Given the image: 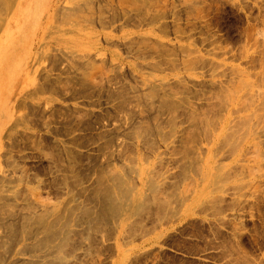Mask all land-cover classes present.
Instances as JSON below:
<instances>
[{
    "label": "rangeland",
    "instance_id": "obj_1",
    "mask_svg": "<svg viewBox=\"0 0 264 264\" xmlns=\"http://www.w3.org/2000/svg\"><path fill=\"white\" fill-rule=\"evenodd\" d=\"M17 2L0 0V32ZM43 13L50 28L24 42L25 61L0 79V175L13 160L32 176L38 165L47 168L42 199L58 202L62 235L74 244L65 239L62 264H264V0H49ZM21 44L9 46L8 59ZM202 191L193 215L182 218L188 196Z\"/></svg>",
    "mask_w": 264,
    "mask_h": 264
},
{
    "label": "bare ground",
    "instance_id": "obj_2",
    "mask_svg": "<svg viewBox=\"0 0 264 264\" xmlns=\"http://www.w3.org/2000/svg\"><path fill=\"white\" fill-rule=\"evenodd\" d=\"M18 2H17V4L15 5V7L13 8V10H11L10 9V16H9V18H8V20H7V23H6V26L3 28V30L0 32V41L1 40H3V43L1 44L2 45V47L0 48V79L2 80V81H4V80H7V78H10L11 79V77H12V75H13V73H15L16 72V70H17V68H18V65H20L22 62H24L25 61V58H26V56L28 55V51H27V48H25V43L24 42H26L27 40H28V38L30 39L32 36H34V35H36V32L37 31H45V30H47V28H50V26H51V24H52V22H51V20L49 21V22H44V17H43V9H44V5H45V3L46 2H49V0H17ZM30 1H33V7L31 8V9H28V3L30 2ZM136 1V0H135ZM10 2V1H9ZM10 5H12V4H10ZM4 7V11H5V9L9 12V9H8V7H7V5H6V8H5V5H3ZM9 8H12V6H9ZM116 10V9H115ZM5 12V13H7L8 14V12ZM12 11V12H11ZM5 13L3 14V12L1 13V16H2V14H3V17H5ZM115 13H117V18H115V23H117V22H121V18H119L118 19V15L120 14V12H118V10L117 11H115ZM114 13V14H115ZM6 14V15H7ZM113 14V15H114ZM123 14H124V11H123ZM121 16L120 17H122V14H120ZM4 19H7V18H3V20ZM124 20V19H123ZM5 21V20H4ZM4 23V22H3ZM3 23H0V25L2 24L3 25ZM100 23H101V27H102V29H105L106 28V23H104V20H102V22L100 21ZM44 24H45V26H44ZM110 24V23H109ZM109 24H107V26L109 25ZM122 27V26H121ZM119 29H121V28H119ZM118 32V31H117ZM103 34V36H104V38L102 39V40H104V42H106V40H109V37H110V34H107V33H102ZM32 38H34V37H32ZM121 38V37H120ZM100 40V39H99ZM111 40V39H110ZM136 40V39H135ZM15 41H18V43H22L23 42V44H21V48H20V45H18L16 48H18V50H16V51H11L10 52V56H9V59H8V48H9V46H11V45H13L14 43H15ZM131 41H133V39L131 40ZM137 41V40H136ZM135 41V42H136ZM108 42V41H107ZM128 43V42H127ZM129 44V43H128ZM135 44V43H134ZM129 45H131V43L129 44ZM134 46V45H133ZM139 46H141L140 44H139ZM12 47V46H11ZM142 48V47H141ZM144 48H146V47H143L142 49H144ZM131 49V48H130ZM133 49V48H132ZM136 49H137V47H136ZM141 49V50H142ZM139 50V49H138ZM137 50V51H138ZM144 51H145V49H144ZM155 51H156V49H155ZM158 51V50H157ZM159 51L161 52V51H163V50H161V49H159ZM140 52V51H139ZM167 52V51H166ZM99 53H101V52H99ZM156 53V52H155ZM154 53V54H155ZM158 53V52H157ZM163 53H165V50H164V52ZM88 54V53H87ZM86 54V55H87ZM102 54V53H101ZM159 54V53H158ZM157 54V55H158ZM161 54V53H160ZM160 54L158 55V56H160ZM167 54V53H166ZM140 55H141V53H140ZM144 54H142V56H143ZM147 55V54H146ZM153 55V54H152ZM151 55V56H152ZM170 55V54H169ZM6 56H7V59L6 60H4L5 58H6ZM97 56H100V55H98L97 54ZM102 56V55H101ZM100 56V57H101ZM105 56V55H104ZM141 56V57H142ZM150 56V55H149ZM157 56V57H158ZM165 55H163V57H162V55H161V60H164L163 58H165L164 57ZM81 57V56H80ZM140 57V58H141ZM167 57V56H166ZM39 58V57H38ZM81 58H83V57H81ZM86 58V57H85ZM84 58V59H85ZM143 58V57H142ZM149 58V57H148ZM153 58V57H152ZM174 58V57H173ZM172 58V59H173ZM147 59V58H146ZM158 59H160V57L158 58ZM167 59V62L170 64V63H172V61L171 62H169L168 61V57L167 58H165V60ZM80 60V59H79ZM89 60H90V58H89ZM89 60H88V62H89ZM164 60V61H165ZM156 61V60H155ZM160 61V60H159ZM80 62H82V61H80ZM85 62H86V60H85ZM90 62H92V60L90 61ZM161 62V61H160ZM159 62V63H160ZM166 62V61H165ZM84 63V62H83ZM175 63V62H174ZM156 64H157V61H156ZM162 64V63H161ZM159 65V67L160 66H162V65ZM164 64V63H163ZM165 64H167V63H165ZM23 65V64H22ZM168 65V64H167ZM166 65V66H167ZM175 65V64H174ZM173 65V66H174ZM84 66H85V64H84ZM88 65H86V67H87ZM92 66H93V64H92ZM170 67V66H169ZM167 68H168V66H167ZM171 68V67H170ZM53 69V68H52ZM87 69H88V67H87ZM157 69H158V67H157ZM160 69V68H159ZM158 69V70H159ZM162 69V68H161ZM55 71L57 70V69H54ZM61 70H63L64 71V69L63 68H61ZM60 70V71H61ZM58 71H59V69H58ZM59 71V72H60ZM63 71H61L60 73H62ZM162 71V70H161ZM80 72V71H79ZM83 72V71H82ZM105 72V71H104ZM103 72V73H104ZM66 73V72H65ZM64 73V74H65ZM75 74H76V72H74ZM85 73V72H84ZM67 74V73H66ZM72 74V73H71ZM70 74V75H71ZM74 75V74H73ZM77 75V74H76ZM71 76L73 79H74V77H77V76H80L79 74L77 75V76ZM53 76V75H52ZM85 76H86V73H85ZM83 77V76H82ZM115 77V76H114ZM121 77V76H120ZM53 79H55V80H57L56 78H54V77H52ZM68 78V77H67ZM66 78V79H67ZM118 78L119 77H117V80H118ZM107 79V78H106ZM108 79L110 80L111 79V77H108ZM116 79V78H115ZM119 79H122V78H119ZM48 80V79H47ZM50 80V79H49ZM49 80L47 81V82H49ZM70 80V79H69ZM68 80V81H69ZM75 80H77L78 81V78H76ZM89 80V79H88ZM104 80H105V78H104ZM112 80H114V79H112ZM116 80V81H117ZM52 80H50V82H51ZM90 81V80H89ZM88 81V82H89ZM106 81H108V80H106ZM119 81V80H118ZM121 81H123V80H121ZM49 82V83H50ZM58 82V84H61L62 83V81H61V83H59V80L57 81ZM70 82H73V80H70ZM70 82L69 83H67V84H70ZM74 83H76V81H74ZM17 84V83H16ZM81 85V84H83V83H79V81H78V83H77V85ZM105 84V83H104ZM107 84H109L108 82H107ZM117 84H119V83H117ZM116 84V85H117ZM122 84V83H121ZM124 84V83H123ZM122 84V85H123ZM49 85V84H48ZM52 85V84H51ZM55 85V84H54ZM76 85V84H75ZM76 85V86H77ZM88 85V84H87ZM87 85H85V87L87 86ZM99 85V84H98ZM106 85V84H105ZM113 85V84H112ZM115 85V84H114ZM121 85V86H122ZM125 85V84H124ZM14 86V85H13ZM45 86H46V84H45ZM53 86V85H52ZM64 86V85H63ZM62 86V87H63ZM83 86V85H82ZM82 86H80L81 88H82ZM50 87V86H49ZM56 87V86H55ZM59 88H60V86H58ZM95 87V86H94ZM107 87H108V85H107ZM15 88V90H17L18 89V87L17 86H15L14 87ZM51 88V87H50ZM53 88V87H52ZM52 88H51V91H52ZM64 88V87H63ZM77 88V87H76ZM109 88V87H108ZM126 88V87H125ZM125 88H124V90H125ZM128 88V87H127ZM43 89V87H41V90ZM54 89V88H53ZM56 89V88H55ZM54 89V90H55ZM62 89V88H61ZM71 89V88H70ZM84 90H85V88H83ZM94 89V88H93ZM92 89V90H93ZM107 89V88H106ZM117 89H119L120 90V88L118 87ZM40 90V89H39ZM80 90V89H79ZM100 90V89H99ZM102 90H104V89H102ZM111 90V89H110ZM109 90V91H110ZM113 90V89H112ZM127 90V89H126ZM125 90V91H126ZM57 91H58V89H57ZM61 91V90H60ZM64 91V90H63ZM67 91V90H66ZM75 91V90H74ZM95 91H97V90H95ZM106 91H108V90H106ZM106 91L105 92H103L102 94H106ZM37 92V91H36ZM39 92V91H38ZM65 92V91H64ZM70 92V91H69ZM86 93H88V91L86 90L85 91ZM85 92H84V94H85ZM90 92V91H89ZM121 92H122V89H121ZM120 92V93H121ZM129 92V91H128ZM95 93V92H94ZM97 93V92H96ZM108 94H109V92H107ZM123 93V92H122ZM121 93V94H122ZM72 94V93H71ZM83 94V95H84ZM101 94V93H100ZM99 94V95H100ZM107 94V95H108ZM131 94V93H130ZM86 95V94H85ZM89 95V97H90V95H91V93L90 94H88ZM106 95V96H107ZM115 95V94H114ZM118 95V94H117ZM116 95V96H117ZM123 95V94H122ZM125 96H126V94H124ZM70 96V95H69ZM92 96V95H91ZM97 96V95H96ZM95 96V97H96ZM121 96V95H120ZM76 97V96H75ZM80 97H82V95H81V93H80ZM85 97V96H84ZM88 97V96H87ZM108 97V96H107ZM115 97V96H114ZM131 97V96H130ZM74 98V97H73ZM72 98V99H73ZM77 98H78V96H77ZM91 98V97H90ZM104 98V97H103ZM116 98V97H115ZM118 98V97H117ZM121 98V97H120ZM119 98V99H120ZM124 98V97H123ZM129 98V97H128ZM133 98V97H132ZM71 99V98H70ZM89 99V98H88ZM113 99V98H112ZM127 99V98H126ZM135 99V98H134ZM134 99H133V101H134ZM76 100V99H75ZM91 100V99H90ZM113 100H115V99H113ZM132 100V99H131ZM140 100V99H139ZM142 100V99H141ZM89 101V100H88ZM109 101V100H108ZM110 101H112L111 99H110ZM124 101V100H123ZM123 101H122V103H123ZM132 101V102H133ZM25 102V101H24ZM87 101H85V103H86ZM92 102V101H91ZM91 102H90V104H91ZM94 102H96V101H94ZM117 102V101H116ZM119 102H121V101H119ZM127 102V101H126ZM22 103V102H21ZM97 103V102H96ZM125 103V102H124ZM128 103V102H127ZM83 104H84V101H83ZM87 104H89V103H87ZM95 104V103H94ZM94 104H93V106H94ZM100 104H102V103H100ZM107 104H108V102H107ZM117 104H118V102H117ZM130 104V103H129ZM132 104V103H131ZM54 105V104H53ZM99 105V104H98ZM104 105V104H103ZM122 105V104H121ZM125 105V104H124ZM124 105L123 106H121V107H123L124 108ZM127 105V104H126ZM125 105V106H126ZM168 105V104H167ZM170 105V104H169ZM174 105V104H173ZM173 105H171V107L173 106ZM25 106V105H24ZM82 106V105H81ZM87 106V105H86ZM90 106H92V105H90ZM120 106V105H119ZM129 106V105H128ZM175 106V105H174ZM178 106V105H177ZM177 106H175V107H177ZM54 107V106H53ZM53 107H51V108H53ZM57 107H59V106H57ZM63 107V106H62ZM71 107V106H70ZM102 107V106H101ZM116 107V106H115ZM130 107H132L131 105H130ZM167 107V106H166ZM175 107H174V110H176L175 109ZM69 108V107H68ZM74 108V107H73ZM114 108V107H113ZM122 108V109H123ZM129 108V107H128ZM134 108V107H133ZM170 108V107H169ZM59 109V108H58ZM62 109V108H61ZM67 108H65V110H66ZM72 109V108H71ZM75 109H78L79 111L80 110H83V109H80V108H75ZM132 109V108H131ZM131 109H130V111H131ZM135 109V108H134ZM163 109H164V107H163ZM64 110V111H65ZM78 110H76L77 112H78ZM89 110V109H88ZM106 111H107V108L105 109ZM117 110V109H116ZM120 110H121V108H120ZM124 110V109H123ZM126 110H128V109H126ZM160 110H162V109H160ZM169 110V109H168ZM171 110V109H170ZM169 110V111H170ZM179 110V109H178ZM177 110V111H178ZM54 111V110H53ZM60 111V110H59ZM68 111V110H67ZM71 111H74V110H71ZM101 111V110H100ZM105 111V112H106ZM110 111V110H109ZM118 111H119V109H118ZM130 111H128L129 113H132V112H130ZM165 111H166V113H167V110L165 109ZM168 111V112H169ZM173 111V110H172ZM176 111V112H177ZM62 112V111H61ZM69 112H70V110H69ZM84 112H86V114H87V110L86 111H84ZM111 112V111H110ZM115 112V111H114ZM148 112V111H147ZM161 112V111H160ZM163 112V111H162ZM71 113V112H70ZM79 113V112H78ZM80 113H82V111L80 112ZM89 113H92V112H90L89 111ZM93 113H94V111H93ZM96 113V112H95ZM100 113V112H99ZM98 113V114H99ZM112 113V112H111ZM134 113V112H133ZM57 114V113H56ZM61 114H63V113H60V115ZM66 114V113H65ZM85 114V113H84ZM97 114V113H96ZM149 114V113H148ZM172 114V113H171ZM59 115V116H60ZM64 115V114H63ZM72 115V114H71ZM70 115V116H71ZM80 115V114H79ZM91 115H94V114H91ZM102 115H103V113H102ZM102 115H100V116H102ZM106 115V114H105ZM111 115V114H110ZM170 115V114H169ZM173 115H174V113H173ZM172 115V116H173ZM52 116H54V115H52ZM67 116H68V114H67ZM66 116V117H67ZM75 116V115H74ZM77 116H78V114H77ZM87 116H89L88 114H87ZM86 116V117H87ZM95 116V115H94ZM136 116V115H135ZM134 116V117H135ZM55 117V116H54ZM91 117V116H90ZM89 117V118H90ZM93 117V116H92ZM95 117H97V115L95 116ZM107 117H109V115L107 116ZM133 117V118H134ZM176 117V116H175ZM56 118V117H55ZM62 118V117H61ZM61 118H58V119H61ZM72 118V117H71ZM78 118V117H77ZM80 118H81V120H82V117L80 116L79 118H78V120H79V122H80ZM83 118H85V116L83 117ZM97 118H99V115H98V117ZM131 118H132V116H131ZM130 118V119H131ZM132 118V119H133ZM63 119V118H62ZM86 119H88V117L86 118ZM103 119V118H102ZM109 119V118H108ZM149 119V118H148ZM147 119V120H148ZM174 119V118H173ZM46 120H47V118H46ZM52 120H53V118H52ZM56 120V119H55ZM64 120V119H63ZM67 120V119H66ZM68 120H70V119H68ZM72 120V119H71ZM73 120H74V118H73ZM129 120V119H128ZM150 120V119H149ZM155 120V119H154ZM50 121V120H49ZM48 121V122H49ZM86 121V120H85ZM92 120H91V118H90V122H91ZM94 122H95V120H93ZM92 121V123H94ZM105 121V120H104ZM134 121V120H133ZM155 121H157V120H155ZM172 121H174V120H172ZM47 122V121H46ZM47 122V123H48ZM59 122H62L61 120L59 121ZM73 122V121H72ZM96 122H98V121H96ZM130 122H131V120H130ZM45 123V122H44ZM47 123H45V124H47ZM75 123V122H74ZM77 123H78V121H77ZM99 123H100V121H99ZM103 123V122H102ZM106 123V122H105ZM149 123V122H148ZM153 123V122H152ZM157 124H158V122H156ZM155 123V124H156ZM49 124H50V122H49ZM73 124V123H72ZM72 124H71V122L69 121V124H67L68 126H70V127H67V126H65V127H67V129H66V133L68 134L69 133V136L68 137H70V139L74 136H72V133H73V131H74V129H73V126H75V124H73V126H72ZM80 124H81V122H80ZM107 124V123H106ZM154 124V123H153ZM173 123H171V125H172ZM65 125V124H64ZM83 125V130L85 131V130H90L91 129V124L89 123V122H85L84 124H82ZM82 125H80V127L79 128H82L81 126ZM147 125V124H146ZM150 125V124H149ZM171 125H170V127H171ZM51 126V125H50ZM53 126V125H52ZM56 126V125H55ZM78 126H79V124H78ZM77 126V124H76V127H78ZM100 127L102 126V125H99ZM99 126H96V127H99ZM103 126H104V124H103ZM106 126V125H105ZM104 126V127H105ZM173 126V125H172ZM46 127H48L47 125H46ZM64 127V126H63ZM65 127H64V129H65ZM143 127H144V125H143ZM150 127V126H149ZM157 127V126H156ZM50 128H52V127H50ZM49 128V129H50ZM61 128V127H60ZM78 128V129H79ZM102 128V127H101ZM142 128V127H141ZM54 129V128H53ZM58 129V128H57ZM63 128H61V130H62ZM77 129V130H78ZM96 129V128H95ZM94 129V130H95ZM152 129V128H151ZM73 130V131H72ZM81 130V129H80ZM82 130V131H83ZM106 130H108V129H106ZM145 130V129H144ZM153 130V129H152ZM154 130H156L155 129V127H154ZM160 130V129H159ZM53 131V130H52ZM70 131H72V132H70ZM105 131V130H104ZM103 131V132H104ZM139 131V130H138ZM147 131V130H146ZM149 131V130H148ZM12 132V131H11ZM51 132V131H50ZM55 132L57 133V132H59V130H55ZM78 132V131H77ZM86 132V131H85ZM110 132V131H109ZM114 132V131H113ZM151 132H153V131H150V133ZM60 133V132H59ZM64 132H62V134H63ZM66 133H64L65 135H66ZM102 133V132H101ZM100 133V134H101ZM115 133H116V131H115ZM148 133V132H147ZM156 133H159V131L157 132L156 131ZM58 134V133H57ZM86 134V133H85ZM91 134V133H90ZM98 134H99V132H98ZM99 134V135H100ZM105 134V133H104ZM153 134V133H152ZM151 134V135H152ZM160 134V133H159ZM12 135V134H11ZM75 135H77V134H75ZM78 135H80V134H78ZM141 135V134H140ZM145 135V134H144ZM147 135V134H146ZM157 135V134H156ZM161 135H163V134H161ZM58 136V135H57ZM60 136V135H59ZM63 136V135H62ZM67 136V135H66ZM72 136V137H71ZM81 136V135H80ZM80 136H79V138H80ZM89 136V135H88ZM94 136H95V138H96V135H95V132H94ZM101 136H104V135H101ZM111 137H112V135H110ZM116 136V135H115ZM143 136V135H142ZM153 136V135H152ZM90 137H92V136H90ZM89 137V138H90ZM98 137V136H97ZM100 137V136H99ZM146 137V136H145ZM48 138V137H47ZM51 138V137H50ZM78 138V137H77ZM104 138V137H103ZM109 138V137H108ZM114 138V137H113ZM69 139V138H68ZM70 139H69V141L68 142H71L70 141ZM93 139V138H92ZM91 139V140H92ZM116 139H117V137H116ZM48 140V139H47ZM54 140V139H53ZM72 140V142H71V146H73L74 144H77V142L76 143H73V140H74V142L77 140L76 139V137H74V138H72L71 139ZM79 140V139H78ZM90 140V139H89ZM89 140H88V142H87V145H88V143H89ZM91 140H90V142H91ZM100 140V139H99ZM150 140V139H149ZM62 141L63 140H61V143H62ZM80 141H82V140H79V142ZM96 141H98V140H96ZM106 141H107V139H106ZM105 141V142H106ZM48 142V141H47ZM108 143L110 142V141H107ZM106 142V144H108ZM111 142H113L112 140H111ZM52 143V142H51ZM51 143H50V145H51ZM57 144V143H56ZM79 144V143H78ZM84 144V143H83ZM93 144V143H92ZM110 145H111V143H109ZM54 145H55V143H54ZM59 145V144H58ZM63 145H64V141H63ZM62 145V146H63ZM85 145V144H84ZM109 145V146H110ZM49 146V145H48ZM80 147H81V145H79ZM108 146V147H109ZM86 147V146H85ZM102 147V146H101ZM105 147V146H104ZM103 147V148H104ZM108 147L106 148L105 147V149H108ZM50 148H52V146L50 147ZM56 148H58V146L56 147ZM67 148V147H66ZM87 148V147H86ZM88 148H89V145H88ZM9 149V148H8ZM60 149V148H59ZM58 149V150H59ZM68 150H71V147L70 148H67ZM72 149H74V148H72ZM92 149V148H91ZM90 148L88 149V150H91ZM94 149V148H93ZM52 150H53V148H52ZM51 150V151H52ZM68 150H66V149H64V151L63 152H65V151H67L68 152V154H72V160L74 159V156H73V153H72V151H68ZM98 150V149H97ZM96 150V151H97ZM102 150V149H101ZM56 152L55 153H57V150H55ZM76 151V150H75ZM94 151V150H93ZM53 152H54V150H53ZM78 152V151H77ZM83 152H85V151H83ZM90 152H92V151H90ZM103 152H106V151H103ZM86 153V152H85ZM89 153V152H88ZM106 153H108V152H106ZM105 153V154H106ZM111 153V152H110ZM50 154H52V153H50ZM58 154H60V152L58 153ZM65 154V153H64ZM63 154V155H64ZM67 154V153H66ZM87 154V153H86ZM90 154H92L93 155V153H90ZM90 154H87V155H89L90 156ZM97 154V153H96ZM95 154V155H96ZM103 154V153H102ZM47 155H48V153H47ZM56 155V154H55ZM55 155L54 156H51V157H55ZM62 155V156H63ZM75 155H76V153H75ZM104 155V154H103ZM6 156H7V152H6ZM57 156V155H56ZM61 156V157H62ZM76 156H78V155H76ZM107 156H109V155H107ZM3 157V156H2ZM11 157V156H10ZM60 157V156H59ZM67 157H68V155H67ZM69 157H70V159H68V160H70V161H68V163H70V162H73V161H71V155H69ZM98 157H100V155L98 156ZM3 158H5V155H4V157ZM76 158V157H75ZM93 158V157H92ZM91 158V159H92ZM95 158H96V156H95ZM11 159H12V157H11ZM53 159H55V158H53ZM57 159V158H56ZM65 159V158H64ZM52 160V159H51ZM67 160V159H66ZM79 160H80V158H79ZM97 160V159H96ZM95 160V161H96ZM88 161H90V160H88ZM93 161H94V159H93ZM98 161H100V160H98ZM97 161V162H98ZM81 162V161H80ZM87 162V161H86ZM10 163V164H9ZM8 163V167H9V169H8V171L7 170H4V171H6V172H4V173H2V176L0 175V233H1V235H0V264H6L7 263V260L8 261H10V259L12 258V263H10V264H19V262L18 261H14V260H16V257L19 255V256H27V257H29V258H31L29 261H25V260H23V262H21L20 264H62V259H63V256L61 257V254H64V253H61V249H62V247H63V245H64V243H65V239H66V236L68 237V235H66V234H64V235H62V232H61V220H62V215L64 216V214L62 213L63 211H62V209L60 210L59 209V205H58V202L57 201H54L55 203L53 204V202H52V207L51 206H47L46 205V203H47V201H45V199H42V191H43V189L44 188H46V185H43L44 183H45V180H43L42 178H41V175L44 173L43 171L46 169L47 170V168H42V166H41V168L39 167L40 165H38V167L37 168H34V166H33V168H34V171H35V173L33 174V176H32V173L31 174H29V172H31V170H23V169H18V166H17V163L13 160L12 162L10 161ZM41 163V162H40ZM78 163V162H77ZM76 163V164H77ZM45 164V163H44ZM72 164V163H71ZM70 164V165H71ZM73 164H75V163H73ZM75 164V165H76ZM100 164V167H102L101 166V164L102 163H99ZM48 165V164H47ZM79 165V164H78ZM81 165V164H80ZM85 164L83 163V166H84ZM93 165V164H92ZM4 166V165H3ZM10 166H11V168H10ZM60 166H61V164H60ZM85 166H87V165H85ZM94 166V165H93ZM97 166H99V165H97ZM49 167V166H48ZM66 167V166H65ZM64 167V168H65ZM81 167H82V165H81ZM55 168V167H54ZM60 168V167H59ZM59 168L57 169L58 171H59ZM64 168H62V169H64ZM69 168V167H68ZM67 168V169H68ZM72 168V167H71ZM71 168H70V170H71ZM87 168V167H86ZM85 168V169H86ZM91 168H92V166H91ZM66 169V170H67ZM82 169V168H81ZM84 169V168H83ZM99 169V168H98ZM104 169V168H103ZM102 169V170H103ZM45 170V171H46ZM50 170V169H49ZM52 170H53V168H52ZM57 170H56V172H57ZM61 170V169H60ZM73 170V169H72ZM71 170V171H72ZM93 170V169H92ZM91 170V171H92ZM63 171V170H62ZM65 171V170H64ZM63 171V172H64ZM85 171V170H84ZM99 171V170H98ZM98 171H96V172H98ZM49 172H51V171H49ZM53 172H55V171H53ZM102 172V171H101ZM19 173H20V175H19ZM47 173V171L45 172V174ZM66 173H68V172H66ZM71 173V172H70ZM69 173V174H70ZM74 173V172H73ZM72 173V175H74ZM88 173V172H87ZM100 173V172H99ZM18 174V176H16ZM54 175V174H53ZM57 175V174H56ZM64 175V174H63ZM97 175H99V174H97ZM103 175V174H102ZM107 175V174H106ZM43 176V175H42ZM46 176V175H45ZM62 176V175H61ZM70 176V175H69ZM76 176V175H75ZM110 176V175H109ZM52 179L54 178V177H51ZM56 178V177H55ZM72 178V177H71ZM76 178V177H75ZM75 178H73L74 180H75ZM78 178V177H77ZM80 178V177H79ZM104 178V177H103ZM106 179H107V177H105ZM65 179V178H64ZM115 179V178H114ZM48 180V179H47ZM67 180H68V178H67ZM72 180V179H71ZM77 180H79V179H77ZM101 180H104V179H101ZM110 180H111V178H110ZM110 180H108V181H110ZM117 180V179H116ZM35 181V182H34ZM76 181V180H75ZM75 181H74V183H75ZM80 181V180H79ZM83 180L81 179V182H82ZM89 181V180H88ZM105 181V180H104ZM30 182H32V183H35V185H36V183H37V187H34L33 189L32 188H30L29 189V187H30V185H29V187L27 186ZM63 182H65L66 183V181H63ZM72 182V181H71ZM70 182V183H71ZM84 182V181H83ZM87 182V181H86ZM114 182H115V180H114ZM119 182V181H118ZM80 183V182H79ZM106 183V182H105ZM82 184V183H81ZM98 184V183H97ZM96 184V185H97ZM103 184V183H102ZM112 184V183H111ZM110 184V185H111ZM21 185H23V187H25L26 189L28 188L29 190H31L32 189V192L30 191H28L27 192V190L24 188V189H22V187H20ZM32 185V184H31ZM51 185V184H50ZM70 185V184H69ZM95 185V186H96ZM100 184H98V186H99ZM105 185V184H104ZM53 186V185H52ZM51 186V187H52ZM68 186V185H67ZM94 186V188L96 189V187ZM103 186V185H102ZM114 186H115V184H114ZM116 186H119L118 184L116 185ZM55 187H56V184H55V186H53L52 188H51V193H52V190L53 189H55ZM63 187V186H62ZM106 187H108V185L106 186ZM110 187V186H109ZM47 188H49L48 186H47ZM65 188V187H64ZM84 188H85V186H84ZM88 188V187H87ZM98 188H100V187H98ZM117 188V187H116ZM59 189V188H58ZM92 189V188H91ZM90 189V190H91ZM111 189V188H110ZM34 190V191H33ZM62 190V189H61ZM94 190V189H93ZM100 190V189H99ZM54 191V190H53ZM63 191V190H62ZM61 191V192H62ZM73 191V190H72ZM95 191H97V190H95ZM105 191H106V188H105ZM185 191H187V189L185 190ZM54 192H57L56 191V189H55V191ZM53 192V195L55 194ZM99 192V191H98ZM120 192V191H119ZM190 192H191V190H190ZM28 193V194H27ZM30 193H32L31 194V200H30V196H29V194ZM49 193V192H48ZM50 193V194H51ZM71 192H69V194H70ZM77 193V192H76ZM90 193H91V191H90ZM93 193V192H92ZM101 193V192H100ZM99 193V194H100ZM112 193V192H111ZM187 193V192H186ZM59 194H60V192H59ZM95 194V193H94ZM114 194V193H113ZM122 194V193H121ZM190 194V193H189ZM188 194V195H189ZM73 195H74V193H73ZM80 195V194H79ZM104 195V194H103ZM106 195V194H105ZM109 195V194H108ZM108 195H106L107 197H108ZM203 195H204V192L202 191V192H194V194H192L191 193V195L190 196H188L189 198H187L189 201H191L188 205H186V208L183 210V212H181V216H182V218H184V219H187V218H189L191 215H193V207L197 204V203H200V200L202 199V197H203ZM29 196V197H28ZM49 196V195H48ZM48 196H47V198H48ZM56 196H59V195H56ZM71 196V195H70ZM88 196V195H87ZM90 196V195H89ZM93 196V195H92ZM91 196V197H92ZM95 196V195H94ZM34 197V198H33ZM52 197V196H51ZM72 197V196H71ZM187 197V196H186ZM56 198V197H55ZM95 198H97V197H95ZM108 198H110V197H108ZM185 198V197H184ZM52 199V198H51ZM51 199H50V201H51ZM59 199V198H58ZM73 199V198H72ZM75 199V198H74ZM99 199V198H98ZM97 199V200H98ZM104 199V198H103ZM102 199V200H103ZM116 199V198H115ZM187 199H185V200H187ZM47 200V199H46ZM48 200H49V198H48ZM56 200V199H55ZM92 200V199H91ZM90 200V201H91ZM110 200V199H109ZM117 200V199H116ZM93 201V200H92ZM110 202V201H109ZM109 202H106V204H108ZM51 203V202H50ZM69 203V202H68ZM20 204H22V205H20ZM98 204V203H97ZM106 204H103V206H106ZM78 205V204H77ZM77 205H75V206H77ZM111 205V204H110ZM120 205V204H119ZM139 205V204H138ZM112 206V205H111ZM125 206V205H124ZM79 207V206H78ZM119 207V206H118ZM110 208H114L113 206L112 207H107V209H110ZM140 208V207H139ZM77 208H75L74 210H76ZM115 209V208H114ZM142 209V208H141ZM69 211V210H68ZM73 211V210H72ZM89 211V210H88ZM87 211V212H88ZM113 210H111V212H112ZM86 212V213H87ZM114 212V211H113ZM122 212V211H121ZM120 212V213H121ZM73 213H74V211H73ZM73 213H72V215H73ZM118 213V212H117ZM69 213H67V215H68ZM71 214V213H70ZM85 214V213H84ZM115 214V213H114ZM88 216H89V214H87ZM118 215H120L119 213H118ZM117 215V216H118ZM75 216H78V215H75ZM82 216V215H81ZM109 216V215H108ZM113 216V215H112ZM67 217V216H66ZM68 217H70V215H68ZM67 217V219H69L70 220V218H68ZM87 217V216H86ZM91 217V216H90ZM107 217V216H106ZM106 217H105V219H106ZM75 218V217H74ZM78 218V217H77ZM104 218V217H103ZM111 218V217H110ZM101 219V218H100ZM69 220H68V222H69ZM82 220L84 221V219L82 218ZM81 220V221H82ZM85 220H86V218H85ZM88 220V219H87ZM107 220V219H106ZM71 221H72V218H71ZM70 221V222H71ZM69 222V223H70ZM78 222V221H77ZM88 222H90V221H88ZM66 225V224H65ZM64 228V227H63ZM65 229V228H64ZM63 229V230H64ZM68 231V230H67ZM64 232V231H63ZM65 233H69V231L68 232H65ZM79 234V233H78ZM80 235V234H79ZM78 235V236H79ZM61 236H64V238L63 237H61ZM80 237V236H79ZM63 238V239H62ZM68 239V245L69 246H72V244H73V242H72V240H71V237H69V238H67ZM67 239H66V241H67ZM79 239V238H78ZM75 242V241H74ZM79 242V241H78ZM68 245H66V247L68 246ZM74 245V244H73ZM65 247V246H64ZM76 247V246H75ZM45 249L47 250V251H45ZM49 250V251H48ZM64 250V249H63ZM44 251H45V253H44ZM64 252V251H63ZM23 259V258H22ZM65 259V258H64ZM19 260H21V259H19Z\"/></svg>",
    "mask_w": 264,
    "mask_h": 264
}]
</instances>
